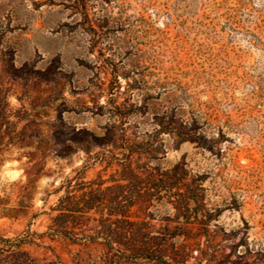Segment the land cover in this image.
<instances>
[{
	"label": "rangeland",
	"instance_id": "1",
	"mask_svg": "<svg viewBox=\"0 0 264 264\" xmlns=\"http://www.w3.org/2000/svg\"><path fill=\"white\" fill-rule=\"evenodd\" d=\"M0 85L23 117L0 187L28 195L31 231H46L76 169L111 163L107 177L138 152L189 198L141 214L169 264H264V0H0ZM29 216L0 220V234ZM34 242L23 249L38 264H165Z\"/></svg>",
	"mask_w": 264,
	"mask_h": 264
},
{
	"label": "trees",
	"instance_id": "2",
	"mask_svg": "<svg viewBox=\"0 0 264 264\" xmlns=\"http://www.w3.org/2000/svg\"><path fill=\"white\" fill-rule=\"evenodd\" d=\"M1 92L0 85V155L10 151L18 141L20 132L16 130V123L23 118L10 106L8 95ZM133 153L117 157L119 168L107 177L103 172L111 163L93 178L86 177L89 168L86 164L61 182L53 191L59 195L49 207V223L44 233L30 230L31 221L38 214L29 216L28 195L23 192L17 201H12L11 190L2 185L0 220L29 216V221L27 228L16 236L0 234V264H38L23 246L35 243L36 237L45 234L80 244L102 245L113 252L114 263L148 259L169 264L163 248L166 237L159 239L160 243L154 242L157 238H150L145 232L141 214L155 204L176 209L188 207L186 188L181 191L183 186H174L168 171L156 174L157 166L140 164V154L137 152L138 156L134 157ZM43 264L63 263L55 256Z\"/></svg>",
	"mask_w": 264,
	"mask_h": 264
}]
</instances>
